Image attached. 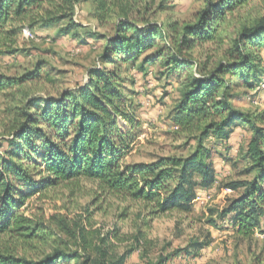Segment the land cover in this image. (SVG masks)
I'll list each match as a JSON object with an SVG mask.
<instances>
[{
	"label": "trees",
	"instance_id": "16d2710c",
	"mask_svg": "<svg viewBox=\"0 0 264 264\" xmlns=\"http://www.w3.org/2000/svg\"><path fill=\"white\" fill-rule=\"evenodd\" d=\"M60 1L71 9L79 0ZM91 1L103 13L112 11L119 2ZM247 1L205 0L194 20L182 27L176 22L168 27L158 22L137 25L126 17L118 18L114 34L106 40L104 65L90 70L84 85L56 96L33 94L21 87L28 80L39 79L41 67L21 76L0 72V91L18 88L21 92V104L14 111L4 139L6 145L0 144V233L45 239L43 224L24 215L20 207L33 194L79 178L96 181L107 193L144 203L151 216L172 210L190 211L195 188H208L215 180L210 149L199 141L186 156H157L150 162L126 161L124 157L138 123L128 109L117 66L133 62L147 48L156 47L144 57L142 65L155 60L162 69L160 77L164 76L166 81L174 79L178 98L173 107V122L180 129L200 133L199 138L212 134L226 141L238 121H249L245 113L231 104L229 90L237 85L254 88L259 80L260 64L254 50L264 45V16L242 26L230 50V61L211 65L208 58L199 60L184 56L183 52L214 40L223 29L227 13ZM52 2L0 0V34L9 21L22 23L33 9ZM121 10L127 15L125 6L121 5ZM69 14L48 15L43 24ZM75 26L71 21L65 30ZM225 74L234 77L233 80H227ZM252 130L245 155L252 162L254 176L226 184L232 190H243L221 212V216L232 218L236 232L242 236L253 234L264 217V128L253 125ZM60 223L68 229L63 220ZM118 233L119 229L114 227L100 241L106 243L110 237L121 240ZM141 236V232L134 236L136 242ZM80 238V250L54 249L38 260L0 252V264L124 263L125 254L109 256L107 248L92 247L83 229ZM191 252L192 249L187 253Z\"/></svg>",
	"mask_w": 264,
	"mask_h": 264
},
{
	"label": "rangeland",
	"instance_id": "374dc122",
	"mask_svg": "<svg viewBox=\"0 0 264 264\" xmlns=\"http://www.w3.org/2000/svg\"><path fill=\"white\" fill-rule=\"evenodd\" d=\"M121 5L125 6L127 15ZM204 5L205 0H119L112 11L103 13L91 0H79L71 9L60 0H53L52 4L33 9L24 22L9 21L2 27L0 72L21 76L41 67V77L24 82L23 89L51 96L72 91L87 82L90 70L104 65L106 40L114 34L118 18L126 17L137 25L158 22L168 27L176 22L182 27L193 21ZM66 12L70 13L67 17L43 24L48 15ZM261 16H264V0L238 4L227 13L223 29L214 40L185 50L184 56L208 58L211 65L230 61V50L242 26ZM71 21L76 26L66 31ZM25 28L33 38L24 34ZM155 50L156 47L147 48L135 61L117 66L120 84L130 105L128 109L138 123L124 159L150 162L157 156H186L201 141L210 149L215 168L211 186L195 188L190 211L172 210L151 216L144 203L107 193L96 181L79 178L60 182L29 196L20 207L24 215L43 224L41 229L46 238H23L2 232L1 253L38 260L54 249L80 250L83 229L92 247L107 248L109 256L125 254L123 264H154L160 260H163L161 264H264V217L253 234L242 236L236 232L230 216H221L229 200L243 190H232L226 184L251 179L255 173L245 152L252 126L264 128V45L254 50L260 64L256 86L237 85L229 90L231 104L249 120L238 121L229 141L212 134L199 138L200 133L180 129L173 122V107L178 98L174 79L166 81L164 76L160 77L162 69L155 60L142 65L144 57ZM106 66L112 68L111 64ZM225 78L233 80L234 77L225 74ZM20 97L18 88L0 91V144L3 146L14 111L21 104ZM119 123L127 127L123 120L119 119ZM62 220L68 229L61 227ZM114 227L119 229L121 240L110 237L102 243L101 238ZM138 232L143 236L136 242L134 236Z\"/></svg>",
	"mask_w": 264,
	"mask_h": 264
},
{
	"label": "built area",
	"instance_id": "2783aa9c",
	"mask_svg": "<svg viewBox=\"0 0 264 264\" xmlns=\"http://www.w3.org/2000/svg\"><path fill=\"white\" fill-rule=\"evenodd\" d=\"M23 32H24V34H26V36H29V37H32V38H33V34L30 33V30H29V29L25 28V29L23 30Z\"/></svg>",
	"mask_w": 264,
	"mask_h": 264
},
{
	"label": "crops",
	"instance_id": "0c3cea01",
	"mask_svg": "<svg viewBox=\"0 0 264 264\" xmlns=\"http://www.w3.org/2000/svg\"><path fill=\"white\" fill-rule=\"evenodd\" d=\"M228 141H229V139H228ZM230 143V142H229Z\"/></svg>",
	"mask_w": 264,
	"mask_h": 264
}]
</instances>
